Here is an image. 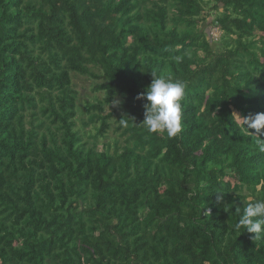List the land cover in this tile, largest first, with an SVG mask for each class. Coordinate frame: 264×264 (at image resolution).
I'll use <instances>...</instances> for the list:
<instances>
[{"label":"trees","instance_id":"16d2710c","mask_svg":"<svg viewBox=\"0 0 264 264\" xmlns=\"http://www.w3.org/2000/svg\"><path fill=\"white\" fill-rule=\"evenodd\" d=\"M0 264H264V0H0Z\"/></svg>","mask_w":264,"mask_h":264},{"label":"rangeland","instance_id":"374dc122","mask_svg":"<svg viewBox=\"0 0 264 264\" xmlns=\"http://www.w3.org/2000/svg\"><path fill=\"white\" fill-rule=\"evenodd\" d=\"M209 19L211 20L212 18L210 17ZM207 29L209 30L210 37H212L213 39H215L216 37H218L220 35V32L218 31L216 25H214V24H212ZM212 33L216 34L217 36H215V38H214V35L212 36ZM72 78H73V85L76 88V90L78 91L79 98L81 100L89 98L90 101H93V93L91 92V86L93 85V81L88 79L85 76H81V75H77V74H73ZM98 96H99V94H98ZM82 104L83 103L80 101V105H82ZM105 112H107L106 108L104 110V113ZM77 123H79L78 120H77Z\"/></svg>","mask_w":264,"mask_h":264},{"label":"built area","instance_id":"2783aa9c","mask_svg":"<svg viewBox=\"0 0 264 264\" xmlns=\"http://www.w3.org/2000/svg\"><path fill=\"white\" fill-rule=\"evenodd\" d=\"M214 36H216V34L213 33Z\"/></svg>","mask_w":264,"mask_h":264}]
</instances>
